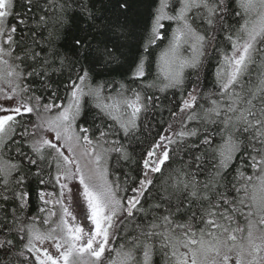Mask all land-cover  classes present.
Masks as SVG:
<instances>
[{"label": "snow or ice", "instance_id": "obj_1", "mask_svg": "<svg viewBox=\"0 0 264 264\" xmlns=\"http://www.w3.org/2000/svg\"><path fill=\"white\" fill-rule=\"evenodd\" d=\"M94 8L0 0V264H264V0H152L118 84Z\"/></svg>", "mask_w": 264, "mask_h": 264}, {"label": "trees", "instance_id": "obj_2", "mask_svg": "<svg viewBox=\"0 0 264 264\" xmlns=\"http://www.w3.org/2000/svg\"><path fill=\"white\" fill-rule=\"evenodd\" d=\"M91 4L95 5L94 11L97 15V22L100 20H104L105 23L114 24L119 22V24L123 27L126 32V36L120 41L124 47L121 48V52L124 55L118 54V59L109 64L106 68L101 70L97 67V72L99 73L97 79L103 81H114L117 84L121 81H127L128 76L130 75L129 65L133 58H137L143 54L142 47H139L141 35L144 32L145 25L149 20V12L151 10L150 6L152 0H127L128 9L126 12H114L112 10V6L116 3V0H90ZM105 17L107 19H105ZM80 22V18L77 17L76 22L69 27H67L64 31L63 38L59 41V47L64 50L70 57L72 56L71 51V37L73 32L76 30L77 25ZM101 41H105L106 37H100ZM152 55L148 57L149 60H154L156 52L150 49ZM216 62V58L213 57L212 60L209 61L208 66L201 74L204 78L205 85L207 87H212L214 83L213 79V69ZM191 70L186 71V75H190ZM156 95L160 96V103L162 108H165L164 115L162 119L167 120L169 118V114L167 109H172L175 103L178 102V93L175 90H169L167 93H156ZM125 171H130L125 167ZM121 176V180H123L122 173H118ZM135 175V173H132ZM109 179H112V176H109ZM35 188V185H33ZM32 209L34 212L36 204L39 202L36 200L35 192L32 194ZM57 218L53 217V221ZM40 227H47L44 225H38ZM135 225L129 223L128 231L131 234ZM123 241L120 238L115 240V244L118 246ZM107 254V253H106ZM139 255V254H138ZM153 264H163L160 256H153Z\"/></svg>", "mask_w": 264, "mask_h": 264}]
</instances>
